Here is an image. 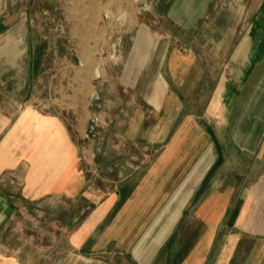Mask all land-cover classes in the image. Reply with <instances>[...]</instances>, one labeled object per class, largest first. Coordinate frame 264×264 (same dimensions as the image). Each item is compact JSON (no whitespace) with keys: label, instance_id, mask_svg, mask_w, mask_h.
I'll return each instance as SVG.
<instances>
[{"label":"crops","instance_id":"crops-1","mask_svg":"<svg viewBox=\"0 0 264 264\" xmlns=\"http://www.w3.org/2000/svg\"><path fill=\"white\" fill-rule=\"evenodd\" d=\"M212 2L167 0L166 8L171 9V15L176 9H192L186 14L190 20L183 22L187 27L197 22L199 9L210 8ZM248 9L250 15L242 18L249 27L235 49L236 75L219 84L223 93L218 90L217 110L209 113L208 106L201 116L214 118L207 131L199 127V122L203 123L200 116L187 107L185 110L204 80L205 50L189 44L180 47L179 38L172 34L155 40L156 47L149 49L146 31L141 29L134 49L127 54L124 71L131 70L136 55L142 65L149 61L155 66L153 79L139 87L144 88L145 104L155 110L152 132L161 146L153 162L124 178L114 192L101 191L84 181L78 148L70 141L60 115L42 116L31 109L13 112L0 102V188L3 182H18L24 199L80 195L97 204L89 223L72 236L71 245L78 252L60 256L56 264H145L147 238L169 228L185 203V223L180 228L174 226L178 230L170 239L164 264H264V22L260 26L264 0H252ZM28 18L12 16L1 21L8 26L0 30V72L12 74L3 80L0 75V82L16 93L27 87L35 71L44 70L37 59L46 47L33 42L26 30ZM70 20L66 27L80 45L76 50L80 54L89 50L85 53L97 57L100 52L94 35L80 34L78 23ZM88 39L90 47L84 49L81 45ZM244 42L247 46L243 48ZM7 50L12 55L9 60ZM22 55L30 57L26 67L17 63ZM93 59L87 71H100L98 58ZM259 62L261 85L253 81ZM68 102L84 101L80 96ZM230 103L233 110L227 113L228 118H221L220 112ZM76 110L80 119L87 114ZM148 116L144 120L149 121ZM222 120L232 138L227 145L221 143L218 131ZM37 135H42V142ZM17 205L16 196L0 191V264L35 262L33 255L27 254L24 260L14 254V242L1 234L11 227L7 221L18 212ZM160 258L162 254L156 256L155 263Z\"/></svg>","mask_w":264,"mask_h":264},{"label":"rangeland","instance_id":"rangeland-1","mask_svg":"<svg viewBox=\"0 0 264 264\" xmlns=\"http://www.w3.org/2000/svg\"><path fill=\"white\" fill-rule=\"evenodd\" d=\"M251 2L213 0L210 8L199 9L201 15L197 22L185 27L183 22L190 20L186 14L192 9H176L175 15H171V9L166 8L167 0H0V30L8 26V22L1 24L3 19L12 16L26 18L28 15V25L24 27L29 30L34 43L41 42L46 47L45 54L37 59L44 70L35 71L28 78L27 87L18 93L7 83L0 82V102L13 112L31 109L42 116L60 115L70 141L78 148L84 181L98 186L101 191L114 192L124 178L153 162L161 146L155 142V133L152 132L155 110L145 104L144 88L139 87L149 78L153 79L155 66L149 65V61L142 65L140 56L136 55L131 70L124 71L127 54L134 49L141 29L146 31V47L149 49L156 47L155 40L172 34L179 38L180 47L189 44L205 50L204 80L192 103L185 105V110L187 107L195 116L201 117L206 107H210L211 113V109L214 111L217 106L218 92L223 93L219 84L236 75L235 49L244 41L242 37L249 27L242 17L249 13ZM69 18L70 23L74 20L78 23L80 34L94 35L93 40L100 52L97 57L85 53L89 50H84L83 54L76 50L80 45L75 43L66 27ZM25 22L27 24V20ZM262 22L264 10L260 26ZM90 41H84L81 47H90ZM246 46L244 42L242 47ZM6 52L9 60L11 51ZM29 58V55H22L17 63L26 67ZM93 58H98L100 71H87ZM261 63L253 74V81L259 85L263 74L260 73ZM11 74L0 72L1 78ZM80 96L84 102H68ZM14 101L18 102L17 105H10ZM233 107L234 104L230 103L225 112H220V117L228 118L227 113ZM76 109L87 113L86 116L78 118ZM146 116L149 121L144 120ZM213 119L212 115L201 117L203 123L199 122V127L207 131L208 126L213 125ZM218 127L221 143H231L225 121L219 122ZM36 139L42 142L43 137L37 135ZM0 191L18 198V212L7 221L12 225L1 233L3 239L14 242V254L24 260L27 254L35 256L33 264H56L60 256L78 252L71 245L72 236L76 229L91 220L97 204L80 195L51 194L39 199H24L20 197L21 184L18 182H3ZM186 208L185 203L178 211V218L175 216L173 224L157 235L156 240L154 234L147 238L145 264L165 263L169 257L170 239L178 230L174 226L180 228L185 223ZM154 223L146 227L147 232ZM161 254L160 262L155 263L156 256L161 257ZM131 264L134 263L131 261Z\"/></svg>","mask_w":264,"mask_h":264}]
</instances>
